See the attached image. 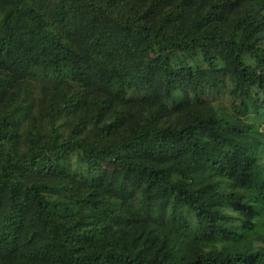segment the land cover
<instances>
[{
    "label": "trees",
    "instance_id": "16d2710c",
    "mask_svg": "<svg viewBox=\"0 0 264 264\" xmlns=\"http://www.w3.org/2000/svg\"><path fill=\"white\" fill-rule=\"evenodd\" d=\"M263 159L264 0H0V264H264Z\"/></svg>",
    "mask_w": 264,
    "mask_h": 264
},
{
    "label": "clouds",
    "instance_id": "9594fccd",
    "mask_svg": "<svg viewBox=\"0 0 264 264\" xmlns=\"http://www.w3.org/2000/svg\"><path fill=\"white\" fill-rule=\"evenodd\" d=\"M219 211L221 212L222 215H227V216H235L237 215L236 212H234L230 207H229V204H226L225 206H223L221 209H219ZM222 241L217 239L215 241V246L217 248L221 247L222 246Z\"/></svg>",
    "mask_w": 264,
    "mask_h": 264
},
{
    "label": "rangeland",
    "instance_id": "374dc122",
    "mask_svg": "<svg viewBox=\"0 0 264 264\" xmlns=\"http://www.w3.org/2000/svg\"><path fill=\"white\" fill-rule=\"evenodd\" d=\"M263 160H264V159H263ZM103 169L105 170L106 175H107L108 177H114V176H117L118 171H119L118 167H116V166H115L113 163H111V162L105 163V164L103 165Z\"/></svg>",
    "mask_w": 264,
    "mask_h": 264
}]
</instances>
